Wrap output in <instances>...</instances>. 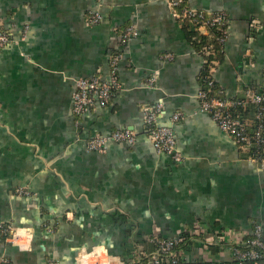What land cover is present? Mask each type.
<instances>
[{"label":"crops","instance_id":"crops-1","mask_svg":"<svg viewBox=\"0 0 264 264\" xmlns=\"http://www.w3.org/2000/svg\"><path fill=\"white\" fill-rule=\"evenodd\" d=\"M184 2L228 16L213 72L225 97L264 87V0ZM175 11L168 0H0V31L12 39L0 49V227L14 230L0 231V264H125L149 235L186 229L246 236L260 224L264 241V168L200 110L204 58ZM128 25L135 33L122 43ZM116 49L121 87L106 106L74 114L75 78H107ZM158 102L180 161L146 136L141 105ZM177 110L185 117L171 123ZM117 128L134 129L136 141L87 149L89 136ZM183 264L249 263L194 242Z\"/></svg>","mask_w":264,"mask_h":264},{"label":"built area","instance_id":"built-area-1","mask_svg":"<svg viewBox=\"0 0 264 264\" xmlns=\"http://www.w3.org/2000/svg\"><path fill=\"white\" fill-rule=\"evenodd\" d=\"M184 0H168L170 7L174 10L177 6L181 5ZM176 12L178 18L186 17L190 20H194L199 24V27L205 28L206 25L217 24L221 26L223 36L219 40L224 43L227 37V22L226 13L223 11L211 13L210 16L205 18L202 11L196 8H192L186 5L181 6L180 12ZM87 21L95 24L101 21V15L98 12H88ZM225 26V28L223 27ZM135 29L133 26L128 25L121 30L120 40L125 43L133 34ZM11 37L5 31H0V49L11 41ZM210 52V46H204L201 50V55ZM124 53L121 50H114L110 55L108 68V77L105 78L101 74L95 73L86 76H79L74 80V87L71 92V110L74 114L80 115L88 112L95 107L106 106L113 93L120 87V81L118 77V65ZM166 57H170V54H166ZM215 65L208 67V73L213 78ZM155 78L151 76L147 79L148 85H153ZM244 98L239 100H229L227 98L220 99L214 96H207V94L201 90H198L197 96L200 102V110L207 112L212 121L222 130L225 134L230 136L234 142L242 147L248 149L252 140L257 144L262 141L261 133L264 130V87H246L243 90ZM255 103L256 111L254 119L256 120V128L251 133L247 132V121L241 119L239 115H232L229 109L235 105L247 103ZM141 115L143 119L144 129L149 142L157 153L166 154L170 156L174 161L181 160V154L176 147V140L174 132L171 127L160 125L158 119L162 111V105L160 102L154 105H141ZM185 117V113L181 110H177L170 115V122L174 123ZM137 132L131 128H117L109 131L106 134L94 133L86 140V147L88 150L96 152H105L108 142H123L126 144H133L136 141ZM264 149V147H263ZM252 162L258 166L264 168V159L258 157H250ZM17 193L28 194L29 191L26 188H17ZM261 225L256 224L253 231L246 235L241 236L239 232H233L232 230H224L217 233L215 237L208 235L203 230L192 229V234H202L204 244H214L220 246H226L229 249L230 255L233 260L238 263L247 262L249 264H259L261 262L262 253L258 249L264 248V242L261 238ZM0 231L8 236H14V230L10 225H2ZM241 236V237H240ZM181 238V235L173 236L171 238H162L156 234L149 235L146 240L153 242L157 247L152 251H148L146 247L133 246L127 253V261L125 264H142L138 257L148 256V264H178L186 259V250L183 248L171 250L172 246ZM194 242H198V239H194ZM200 244V243H199ZM167 255L168 260L164 263L162 256ZM7 260L3 259L2 263H6ZM45 264H61L58 260L52 257H48L45 260Z\"/></svg>","mask_w":264,"mask_h":264},{"label":"trees","instance_id":"trees-1","mask_svg":"<svg viewBox=\"0 0 264 264\" xmlns=\"http://www.w3.org/2000/svg\"><path fill=\"white\" fill-rule=\"evenodd\" d=\"M186 5L185 2H182L181 5L176 7V11L180 12L181 6ZM203 12L205 18L209 17L211 13L219 12V11H205L202 9H199ZM87 16V15H86ZM227 16V14H226ZM87 18V17H86ZM182 24L184 25V29L186 30V34L189 37V41L197 52L201 53V50L204 46H210V52L207 54H203L204 58V64L203 68L199 74V82H200V89L201 91L205 92L207 96H214L220 99H225L224 91L223 89L216 83L214 78L211 77V75L208 73V67L210 65H216L218 62H220L223 58V43L219 40L221 36H223L222 33V27L217 24L212 25H206L205 26V33L200 30L199 24L195 22L194 20H190L186 17H180L179 18ZM228 21V16H227ZM227 26V22L225 24ZM225 28V26H223ZM123 30V28L121 29ZM121 33V32H120ZM119 33V34H120ZM121 35V34H120ZM245 88V87H244ZM243 88V89H244ZM242 89V90H243ZM240 91V93L234 97H227L229 100H241L244 98L243 91ZM256 104L255 103H247L245 105L238 104L229 109L232 115H239L241 119L246 120L247 126L246 130L251 135V133L256 128V120L254 119V114L256 111ZM262 141L258 144L252 140L251 144L249 145L248 149L245 151V156L247 158L250 157H258L259 159H264V130L261 133ZM240 147V146H239ZM243 149V148H242ZM149 237V236H148ZM181 240L177 241L171 248V250L183 248L188 249L191 245L194 243V239H198L199 243L201 245L204 244L203 235L200 234H192L189 229H186L181 234ZM264 242V241H263ZM145 247L148 251H152L156 249V245L146 240ZM208 248H218L220 245H214V244H207ZM222 247V246H221ZM262 253L261 261L264 260V248L258 249ZM162 259L164 263L168 260L167 255L162 256ZM138 260L142 264H148L149 258L148 256H140L138 257ZM185 261H181L178 264H183Z\"/></svg>","mask_w":264,"mask_h":264}]
</instances>
